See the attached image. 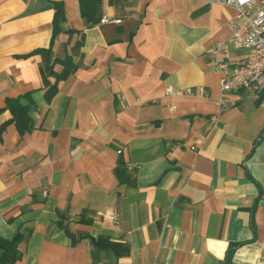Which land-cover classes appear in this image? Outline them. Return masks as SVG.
Listing matches in <instances>:
<instances>
[{
  "label": "crops",
  "instance_id": "0c3cea01",
  "mask_svg": "<svg viewBox=\"0 0 264 264\" xmlns=\"http://www.w3.org/2000/svg\"><path fill=\"white\" fill-rule=\"evenodd\" d=\"M233 15L213 0H0V237L23 229L12 264H264V90L218 106L209 62ZM65 58L46 100V66ZM29 92L20 131L7 104Z\"/></svg>",
  "mask_w": 264,
  "mask_h": 264
},
{
  "label": "built area",
  "instance_id": "2783aa9c",
  "mask_svg": "<svg viewBox=\"0 0 264 264\" xmlns=\"http://www.w3.org/2000/svg\"><path fill=\"white\" fill-rule=\"evenodd\" d=\"M217 4L230 6L234 15L230 22L231 37L224 42H217L210 48L209 62L219 73V88L222 96L216 100L218 106L232 104L227 97L241 89H249L255 98L264 90V0H213ZM101 22L107 19L102 17ZM118 21V20H113ZM228 44L245 49L243 57L235 62L219 59ZM169 95L207 96L203 87L174 89L167 87ZM130 166V165H129Z\"/></svg>",
  "mask_w": 264,
  "mask_h": 264
},
{
  "label": "trees",
  "instance_id": "16d2710c",
  "mask_svg": "<svg viewBox=\"0 0 264 264\" xmlns=\"http://www.w3.org/2000/svg\"><path fill=\"white\" fill-rule=\"evenodd\" d=\"M88 9L89 8L85 4H83L82 14L84 16H86ZM59 12L60 9H56V15L59 14ZM55 63L62 64L63 69L60 72L54 71L53 65ZM73 68L74 66L72 64V61L66 58L54 59L52 62L48 63V65L46 66L47 74L44 75V83L48 87L47 91L45 92L46 100H49V98L55 93L57 81L64 78L69 72L73 70ZM49 76L54 77L53 83L49 82ZM33 93L34 92H29L19 98L11 99L8 101L7 106L12 112L11 121L14 122L15 126L20 131L26 130L30 127V111L33 109V106L35 104V101H33ZM5 126L6 123L0 125V136ZM22 230H19L11 240L0 237V264H12L20 257L18 245L23 240Z\"/></svg>",
  "mask_w": 264,
  "mask_h": 264
}]
</instances>
